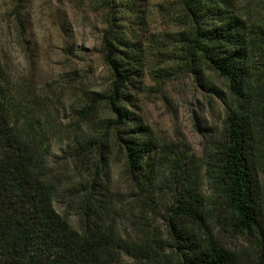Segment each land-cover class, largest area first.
<instances>
[{
	"label": "trees",
	"instance_id": "16d2710c",
	"mask_svg": "<svg viewBox=\"0 0 264 264\" xmlns=\"http://www.w3.org/2000/svg\"><path fill=\"white\" fill-rule=\"evenodd\" d=\"M98 1L107 12L101 53L110 81L80 104L82 125L59 130L70 140L64 152L82 168L72 193L79 228L53 204L56 180L45 164L53 124L41 123L39 85L13 80L0 63V264H264V26H248L238 0L175 1L189 28L175 32L180 58L196 78L206 82L211 70L226 87L221 135L196 161L185 151L171 157L129 108L142 49L115 15L138 0ZM25 2L11 0L23 34ZM103 105L109 113L100 118ZM115 160L126 176L132 233L116 226ZM237 235L253 250L233 248Z\"/></svg>",
	"mask_w": 264,
	"mask_h": 264
},
{
	"label": "rangeland",
	"instance_id": "374dc122",
	"mask_svg": "<svg viewBox=\"0 0 264 264\" xmlns=\"http://www.w3.org/2000/svg\"><path fill=\"white\" fill-rule=\"evenodd\" d=\"M175 1L138 0L139 7L137 4L132 10L120 6L115 15L123 35L142 49L138 62L141 80L132 90L129 108L153 130L161 144L174 150L171 157L185 151L200 161L209 140L221 135L226 87L211 70H205L202 76L206 82L196 78L180 58L184 46L174 38L175 32L189 28ZM236 8L248 26H264V0H238ZM23 13L24 34L11 0H0V63L13 80L26 77L39 85V105L44 108L41 123L53 124L46 127L50 146L45 157L48 171L56 180L53 204L71 227L79 228L72 193L78 187L82 168L64 152L70 140H63L65 135L59 130L73 133L71 124L78 121L82 125L76 114L80 104L106 89L110 81L101 53L107 12L98 0H26ZM257 55L256 51L252 69L259 63ZM108 113L104 105L99 108L100 118ZM110 172V184L117 192L116 207H122L116 226L120 232L132 233L136 220L127 210L129 199L124 194L126 176L121 162L115 160ZM165 180L159 183L160 188ZM165 198L170 202V194ZM231 245L253 250L246 235L235 236Z\"/></svg>",
	"mask_w": 264,
	"mask_h": 264
}]
</instances>
